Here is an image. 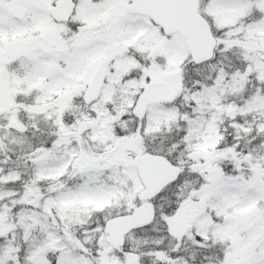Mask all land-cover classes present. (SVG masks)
I'll use <instances>...</instances> for the list:
<instances>
[{
	"label": "snow or ice",
	"instance_id": "snow-or-ice-1",
	"mask_svg": "<svg viewBox=\"0 0 264 264\" xmlns=\"http://www.w3.org/2000/svg\"><path fill=\"white\" fill-rule=\"evenodd\" d=\"M0 264H264V0H0Z\"/></svg>",
	"mask_w": 264,
	"mask_h": 264
}]
</instances>
